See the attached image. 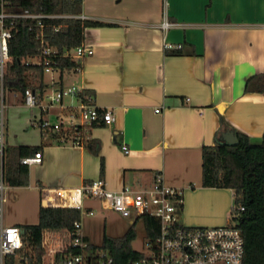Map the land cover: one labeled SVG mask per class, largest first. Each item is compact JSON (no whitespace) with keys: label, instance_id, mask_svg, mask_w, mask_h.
Masks as SVG:
<instances>
[{"label":"crops","instance_id":"1","mask_svg":"<svg viewBox=\"0 0 264 264\" xmlns=\"http://www.w3.org/2000/svg\"><path fill=\"white\" fill-rule=\"evenodd\" d=\"M82 2V20L106 26L85 29L82 44L91 47L92 55L82 60L80 72L55 73L52 85L54 91L84 89L96 106L113 112L114 122L90 131L91 141L101 143L100 156L87 146L57 145L40 130L31 138L26 131L41 111L26 107L19 94L15 105L32 115L12 114L7 124L5 118V138L9 147L39 148L41 199L43 189L77 187L100 177L118 190L150 186L161 172L168 186L182 191L180 211L186 210L188 224L224 225L234 191L202 186V148L214 145L220 117L252 142H264V93L245 92L250 78L264 77V0ZM165 17L175 24L167 31L161 27ZM165 44L182 48L170 50ZM178 51L184 54H169ZM43 231L42 262L53 264L70 236Z\"/></svg>","mask_w":264,"mask_h":264},{"label":"built area","instance_id":"2","mask_svg":"<svg viewBox=\"0 0 264 264\" xmlns=\"http://www.w3.org/2000/svg\"><path fill=\"white\" fill-rule=\"evenodd\" d=\"M80 16L60 15L28 8H12L9 0H0V264H30L24 253L25 245L22 230L18 226H7L4 220L6 203V181L3 158L6 149L5 140V77L10 60V43L19 26L34 34L38 43L35 55L30 56L26 66L43 68L44 82L47 74L52 76L62 72L58 60L69 59L81 64L82 60L92 55L91 47L81 44L73 49L61 52L47 38L49 21ZM175 24L167 17L162 22V29L167 31ZM60 26L53 31L59 32ZM166 49H181L182 45L165 44ZM81 66L77 69L80 72ZM52 84L55 78L51 77ZM25 90L23 103L30 109H39L41 113L33 115L32 125L60 146L84 147L91 142L90 131L99 125L110 126L114 122L113 112L104 110L93 103V96L77 86H69L54 91L51 96L44 97L45 89ZM66 97L69 104L64 105ZM46 100V103H44ZM61 113H55L56 108ZM128 153V147L122 146ZM22 165L31 167L42 164L41 152L33 156H25L20 160ZM42 202L48 208L72 209L79 212L80 217L67 231L70 240L66 247L58 251L59 261L53 264H116L114 258L106 250L93 248L83 230L84 216H94L97 212L93 203H98L103 210H111L123 218H132L133 223L141 219L145 224V216L154 217L158 222L157 234L150 237L146 230L145 250L140 252L143 258L130 260L127 264H243L245 257V239L242 230L231 221L220 227H186L178 219L183 205L181 190L168 186L163 174L158 172L150 186L135 187L124 185L120 190H109L104 178L100 177L83 183L77 187H54L43 189ZM244 208H240L239 212ZM146 229V228H145ZM43 264V262H41Z\"/></svg>","mask_w":264,"mask_h":264},{"label":"trees","instance_id":"3","mask_svg":"<svg viewBox=\"0 0 264 264\" xmlns=\"http://www.w3.org/2000/svg\"><path fill=\"white\" fill-rule=\"evenodd\" d=\"M12 8L39 11L46 13L79 16L82 13V0H9ZM51 27L47 29L50 43L61 52L80 46L84 41V31L88 27L106 26V24L81 20L79 18L59 19L49 21ZM62 26L59 32H54V26ZM38 43L34 34L19 26L14 32L10 43V60L5 77V90L23 95L25 90L33 87L43 90L45 87L43 68L28 67L26 60L35 55ZM170 55H183V52H170ZM62 72H77L81 64L69 59L58 60ZM246 93H264V77L254 76L247 81ZM89 95V94H88ZM234 131L239 144H226L221 136L223 132ZM90 151L100 156L101 143L91 141L87 146ZM7 149V160H6ZM5 149L3 168L5 181L13 187L29 185V167L22 165L20 160L24 156L33 155L39 151L38 147H8ZM101 172L105 170L104 159L101 157ZM202 186L204 188L231 189L234 191V205L230 213L233 221L242 230L245 239V257L243 264H264V142L254 143L250 138L237 132L223 117L216 132L214 145L202 148ZM240 208H244L239 212ZM80 214L76 210L62 208H44L39 212V223L36 225H20L25 245L24 253L29 257L30 264H41L44 251L42 248V232L71 231L73 224ZM121 237L104 236L100 246L93 248L106 250L114 258L116 264H127L130 260L141 259L143 254L132 247L136 239L134 226ZM145 228L152 238L157 234L159 222L151 216H145ZM49 231H46V235ZM47 236H45L46 238ZM45 239L44 249H48ZM57 254L56 260L59 261Z\"/></svg>","mask_w":264,"mask_h":264},{"label":"rangeland","instance_id":"4","mask_svg":"<svg viewBox=\"0 0 264 264\" xmlns=\"http://www.w3.org/2000/svg\"><path fill=\"white\" fill-rule=\"evenodd\" d=\"M51 74L46 75V81L49 84L48 89L45 91L44 97L53 95L54 86L52 85L51 77H56ZM16 95V96H15ZM19 94L5 90V118L6 124L8 119L13 115L20 116V118L31 117L32 112L27 110L26 107L15 105L18 101ZM65 103L70 102V97H66ZM46 103V100H44ZM40 129L31 127L26 131L29 133L31 138L36 137ZM6 140V138H5ZM6 142V148H8ZM6 160H7V149H6ZM39 165H33L29 168V185L25 187H13L6 182L5 198L6 203L4 206V220L7 226H20V225H36L39 223V212L42 205V199L39 190L37 189V177H39ZM98 179L94 178L93 180ZM59 187V186H57ZM109 190H118V187L108 186ZM96 207L97 212L94 216H84L83 218V230L84 234L90 238L91 244L94 246H100L103 242L104 236L112 238H119L123 236L132 226L134 222L132 218H123L119 214L111 210H103L98 203H93ZM233 200L230 202L229 213L233 209ZM186 210L179 211L178 218L182 225L186 227H200L192 224H188L186 221ZM16 220V221H14ZM231 221H226L224 225L229 224ZM208 227V226H203ZM220 227V226H217ZM134 232L136 239L132 243L133 249L138 252L145 250L146 241V229L144 222L139 219L135 226Z\"/></svg>","mask_w":264,"mask_h":264},{"label":"water","instance_id":"5","mask_svg":"<svg viewBox=\"0 0 264 264\" xmlns=\"http://www.w3.org/2000/svg\"><path fill=\"white\" fill-rule=\"evenodd\" d=\"M221 138L228 145L236 146V145L239 144L238 136L235 134L234 131H226V132H223ZM114 142L115 143L117 142V139L116 138H114ZM42 205H43L42 207L48 208V206L46 205V203H43ZM43 233H44V231H43Z\"/></svg>","mask_w":264,"mask_h":264}]
</instances>
